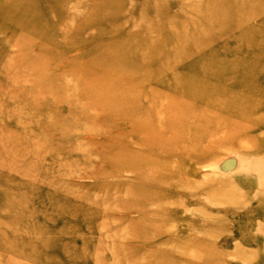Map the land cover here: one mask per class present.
Masks as SVG:
<instances>
[{
  "label": "rangeland",
  "instance_id": "obj_1",
  "mask_svg": "<svg viewBox=\"0 0 264 264\" xmlns=\"http://www.w3.org/2000/svg\"><path fill=\"white\" fill-rule=\"evenodd\" d=\"M194 94L264 112V0H0V264H264L261 122L152 148Z\"/></svg>",
  "mask_w": 264,
  "mask_h": 264
},
{
  "label": "bare ground",
  "instance_id": "obj_2",
  "mask_svg": "<svg viewBox=\"0 0 264 264\" xmlns=\"http://www.w3.org/2000/svg\"><path fill=\"white\" fill-rule=\"evenodd\" d=\"M105 11L107 13H109L110 10L107 11V9H105ZM202 27L205 28V26H203V25L201 26V28ZM66 29H70V28H66ZM194 95L198 98V99L196 98V100H194V101H192V100L186 101V100H183V98H182L180 101L176 102L173 105H167L165 107L162 105H156L155 106V108L157 110H159L163 116L160 119L158 118V120H154L152 122V124L154 126H158V128L164 127L163 128L164 132L162 135H158L155 137V139L153 141L154 144H153L152 148L165 152L167 154L168 160L175 158V155H176V157H179V156L185 154L186 156L184 155V157L187 158L186 161L193 162V160H198L200 157H203L204 152H207L208 150H210L211 147H216V145L220 146L222 144L224 146V144H226V142H228V140H226L225 138L223 140L219 139V141L212 142L211 146L208 143L207 138L210 135L213 136L214 132H216V131H224V132L228 131V133L233 132V133H235V135H238V136L246 135V131H250V133L247 136L251 137L253 135V132H251V130L257 129V127H256L257 122H261V124L264 126V112H262L261 110L257 111L256 109L252 108V105L250 103L244 101L243 99L242 100H234V103H232L231 100L227 101L224 99V100H220V102H217V104H219V105H217L215 102H210V100H211L210 97L199 95V94H194ZM108 99H110V96H106L104 99V102H107ZM202 103H204L206 105V111L204 112V115H203L204 119L200 117L199 113L196 110H193L190 113H186V112H188V109H196L198 104H202ZM92 105L94 107L96 106L95 104H92ZM225 106H229V109L224 108ZM233 106H237V109H235ZM133 110L134 111H140L141 109L139 107H134ZM212 114H214V118L212 120L215 121V125L210 130H208L206 123H208L209 120H211L209 118V115H212ZM194 125L201 127L203 129V131L201 133H191V132L185 130V127H193ZM163 139H164V141H163ZM171 149L174 152L171 151ZM244 149L246 150V148H244ZM255 149H257V148H255ZM1 150H3V149H1ZM173 153H175V155ZM214 153L215 152L212 151L209 156H212ZM11 157H10V159H11ZM169 157H170V159H169ZM12 158H14V157H12ZM3 160L7 161V164L6 163L5 164L8 165L9 159L7 158V160L6 159H3ZM16 160H18V157ZM171 161H173L172 164H174V160H171ZM2 163L3 164H1V165L3 166L4 162H2ZM184 164H187V162L183 163L182 165H184ZM177 166H180V163H177ZM188 166H189V163H188ZM213 167L215 168V166H213ZM12 169H13V167H12ZM16 170L21 171L17 167H16ZM21 172H23V171H21ZM23 174L25 175V173H23ZM69 174H70V172H69ZM149 178L150 177H145L142 179H143V181H146ZM151 180L154 181L153 186H155L156 184H157L156 186H158V184H159L158 182L161 181V179L157 178V177H151ZM176 182H178V181H176ZM181 182H183V181H181ZM174 183H175V181H174ZM172 184H173V182H172ZM194 187H196V186H194ZM201 187L204 188L203 185H201ZM131 197L132 196H130L129 199H131ZM133 198H135V197H133ZM143 201L144 200H142V202ZM158 203H159V201H158ZM154 207H155V205H154ZM139 209L145 210L146 208H144V206H142ZM160 209H162V208H160ZM158 221H160V220H158ZM154 223L156 224V222H154ZM164 223H166V222H164ZM163 226H164V224H163ZM153 230H154V228H153ZM159 231H160V229H159ZM164 231L165 230L163 229V232ZM164 234H166V233H164ZM141 237H143V236H141ZM156 237H158V236H156ZM143 238L147 239V240L149 239L148 237H143ZM163 255H164V253H163ZM169 257H171V256H169ZM30 258L32 259V261L39 262L38 258L35 255L30 256ZM211 261H212V259H209L208 263L210 264ZM163 263L164 262H162V261L153 262V261L149 260L145 264H163ZM211 264H212V262H211Z\"/></svg>",
  "mask_w": 264,
  "mask_h": 264
}]
</instances>
